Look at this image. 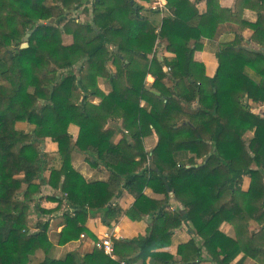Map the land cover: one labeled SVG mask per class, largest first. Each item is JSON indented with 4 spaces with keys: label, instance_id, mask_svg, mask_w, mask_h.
Segmentation results:
<instances>
[{
    "label": "trees",
    "instance_id": "16d2710c",
    "mask_svg": "<svg viewBox=\"0 0 264 264\" xmlns=\"http://www.w3.org/2000/svg\"><path fill=\"white\" fill-rule=\"evenodd\" d=\"M152 1L0 0V264H29L37 251L44 256L38 264L171 261L155 250L172 244L184 218L202 244L195 236L180 243L178 253H193L179 264H196L202 248L219 264L240 253L235 264H264V115L252 110L264 104V0H235L234 7L205 0L204 12L197 1L166 0L163 16ZM77 10L87 19L73 16ZM223 34L231 39L215 43V55L229 76H208L194 53ZM160 40L171 59L160 60ZM47 138L58 145L53 160L43 150ZM74 152L107 170L108 179L87 181L72 163ZM44 186L55 208L42 206ZM121 191L135 199L126 216L149 218L147 234L114 238L117 260L99 248L81 262L72 253L55 258L56 245L82 234L96 239L86 226L91 216L113 227ZM173 197L183 210L171 207ZM62 207L55 244L45 217ZM223 223L233 233L222 231Z\"/></svg>",
    "mask_w": 264,
    "mask_h": 264
},
{
    "label": "crops",
    "instance_id": "0c3cea01",
    "mask_svg": "<svg viewBox=\"0 0 264 264\" xmlns=\"http://www.w3.org/2000/svg\"><path fill=\"white\" fill-rule=\"evenodd\" d=\"M192 2H198V7L200 8L201 12H204L206 10V4H205V0H191ZM164 3H166V0H163ZM221 6L223 7H234L235 4V0H219ZM153 2L150 3V5L152 6ZM149 5V6H150ZM150 6V7H151ZM166 10L165 12L161 11V15H165L166 13H168V8L165 7ZM245 12L248 13H252L251 16H248L249 14L244 15L245 18L250 19V20H254L255 16L254 13L250 10H246ZM252 33L251 29L246 28L244 30V34L250 35ZM231 39V35L230 34H223L221 35L220 39L217 41H207V39L203 40V44H204V48L203 50L200 51H196L194 53V59L196 61L202 62L205 65L206 68V74L208 76H214L215 74H218L219 76H229L228 72L222 71V70H218V61L215 55V50H216V44L215 43H220L223 40H229ZM165 42V41H163ZM195 42L194 39H192L190 41V45H192ZM158 56L160 58V60H163L164 58H168L171 59L173 57V54L170 53L169 51L165 50V46L163 44L160 43V47L158 49ZM146 80L148 81V83L153 82L154 77L151 75H148ZM104 89V88H103ZM105 91H109L110 90V86H108V89H104ZM193 106H197V102H194L192 104ZM254 107H257L256 109ZM252 110L256 113H259L261 115H264V104L261 103H252ZM114 126H118L113 122ZM246 136H248L249 138H251L252 136V132L248 131L246 134ZM153 138H155L154 136L152 137H148L145 139V143H146V148L147 150L151 149L153 147V142H150V140H152ZM248 139V138H247ZM150 144V145H149ZM75 154L77 153H73L72 156V163L74 165V167L86 178L87 181H106L109 177V172L107 170H102L99 168H95L92 167L90 165H88L87 161L84 160V158L80 161V159H78V157H75ZM79 154V153H78ZM249 177L245 176L244 177V188L248 187L249 184ZM45 189L44 191H46V194H49L52 192V190L48 187V186H44ZM146 193L148 195H151L153 197H159L158 195H155L150 189H146ZM135 201L134 197L129 194L127 191H121V195L119 196V198L117 199V203L119 206V211H121V215L118 217V221L116 223H114L113 227L109 228L106 225L103 224L100 214H96L94 216H91L87 223L86 226L89 228V230H91V232L96 236L95 238H92L91 236H84V237H80L78 240L76 241H72L69 242L65 245H56L58 248H54L53 249V253H54V257L55 258H61L63 256H65L67 253H72L76 259L78 261H83V258L86 254H89L91 252H93L95 250V248H97L95 246V242L100 239L103 238L105 235H110L112 241L114 240V238L117 239H126V240H131L135 237H138L140 235H146L148 230L147 227L150 224L149 218L145 217L144 219L137 221V220H131L128 216L125 215L124 211L126 209H128L129 207H131V205L133 204V202ZM42 206L45 208H55L57 206V202L55 201H50L49 199L45 198L41 201ZM171 207L172 208H178L183 210V206L177 202L174 197L171 199ZM60 213H58L59 215ZM184 215V214H183ZM59 221L56 222L57 219L53 220L51 219L52 223H51V230L53 232H59L62 228V219L60 217ZM253 227H257V224L252 223ZM220 229L226 233H233L232 230V226L229 223H223L220 227ZM195 236V241L197 243V245H201L202 244V240L199 236L196 235L195 231H194V227L192 225V223L187 220V219H183L182 225L176 229L173 230V241L172 244L168 247L165 248H160V249H156L155 252H165L168 254H171L173 256V260H168L167 262H164V260L162 258L153 260L151 259V256H149L147 258L146 264H179L177 261L180 260L183 255H190L191 253H193L191 250H184L183 248V252L182 253H178V245L182 242L187 241L190 237ZM123 251L125 252H129L128 248H124ZM123 252V253H125ZM134 252V251H133ZM137 252V251H136ZM110 256V255H109ZM242 256V253H240L239 255H237V257L231 261L229 264H235V262ZM112 259L117 260L119 259V257L117 255L114 254V256H110ZM196 264H219L216 260H214L212 258V256L209 254V252L207 251L206 248H202V254L199 255L196 260H195ZM254 261L251 259H246V261L243 264H253ZM135 264H141V261H136Z\"/></svg>",
    "mask_w": 264,
    "mask_h": 264
},
{
    "label": "rangeland",
    "instance_id": "374dc122",
    "mask_svg": "<svg viewBox=\"0 0 264 264\" xmlns=\"http://www.w3.org/2000/svg\"><path fill=\"white\" fill-rule=\"evenodd\" d=\"M154 1V0H153ZM152 1V2H153ZM151 6V5H150ZM150 8H152V7H150ZM247 14H249L248 16H251L252 15V13H248V12H245L244 11V15H246L247 16ZM73 16H75V17H77V19L78 20H81V21H84V20H86L87 19V17H86V15L85 14H83L82 13V11L81 10H77V11H73ZM55 20V19H54ZM54 23V22H53ZM72 40H73V38H72V36L71 35H65L64 36V38H63V41H64V43L65 44H70L71 42H72ZM160 43L161 44H163L164 46H166V41L165 42H163V41H161L160 40V42L157 44V46H156V51H157V54H158V49H159V47H160ZM108 86H110V84L108 83V82H103V81H101V87L102 88H104V89H108ZM255 109L257 108V107H254ZM112 124H114L113 122H110V125H112ZM116 125H118L117 123H115ZM112 126H114V125H112ZM74 132H77V129L76 128H73V133ZM245 138H249L248 136H246L245 135ZM155 139L156 138H153L152 140H150V142H153V144H155ZM150 145V144H149ZM43 146V150H45L46 152H48L49 154H50V160H53V158H54V156H56V151H57V147H58V145H57V143L56 142H54V141H52L51 139H49V138H47L46 140H45V142H44V144L42 145ZM75 153H77V154H75V157L77 158L78 157V159H80V161L84 158V160H86L85 159V156H84V154H82V153H79V152H75ZM79 153V154H78ZM73 156V155H72ZM87 163H88V165H90L91 166V164L87 161ZM93 167V166H92ZM244 185V184H243ZM43 188H45V187H43ZM42 188V200L43 199H45V198H47V195H52L53 194V191L51 192V193H49V194H46V191H44L45 189H43ZM41 200V201H42ZM50 200V199H49ZM50 201H52V200H50ZM42 204V203H41ZM32 210H31V214H30V222H29V227H30V230L31 231H35V230H37V228H36V226H35V224H36V222H37V220H38V214L36 213V212H34V210H33V207L31 208ZM64 211V207H62L59 211H57V212H55V213H53V214H50V215H47L46 217H45V219H49V221H50V225H49V229H48V234H49V237H50V239H51V241L53 242V243H55L56 244V241H57V232H53L52 230H51V223H52V221H51V219H53V220H55V219H57L56 220V222H58L59 221V218L58 217H60L61 218V213ZM58 213H60L59 215H58ZM253 227V226H252ZM54 248H58L57 246H55ZM43 253L41 252V251H37L35 254H33V256H32V259H31V261H30V263L29 264H38L42 259H43Z\"/></svg>",
    "mask_w": 264,
    "mask_h": 264
},
{
    "label": "built area",
    "instance_id": "2783aa9c",
    "mask_svg": "<svg viewBox=\"0 0 264 264\" xmlns=\"http://www.w3.org/2000/svg\"><path fill=\"white\" fill-rule=\"evenodd\" d=\"M151 7L152 9H159L160 11L165 12L166 10L165 7H167V2L164 3L163 0H154ZM165 70L168 71L169 68L166 67ZM81 237H84V235L82 234ZM95 246L99 249H102L106 254L110 256H114V244L110 235L107 234L103 238L98 239L95 242ZM120 264H135V263L124 259L120 261Z\"/></svg>",
    "mask_w": 264,
    "mask_h": 264
},
{
    "label": "water",
    "instance_id": "95a60500",
    "mask_svg": "<svg viewBox=\"0 0 264 264\" xmlns=\"http://www.w3.org/2000/svg\"><path fill=\"white\" fill-rule=\"evenodd\" d=\"M53 22H54V18H51L50 19V21H49V23H47V24H49V25H51V24H53ZM41 23H38V25H40ZM35 29V28H34ZM33 29V30H34ZM32 30V31H33ZM32 31H29L28 33H27V36H26V40H27V37H29L30 35H31V33H32ZM28 46V42L27 41H24L22 44H21V48H24V47H27ZM11 52V51H10ZM157 93H159V92H157Z\"/></svg>",
    "mask_w": 264,
    "mask_h": 264
}]
</instances>
